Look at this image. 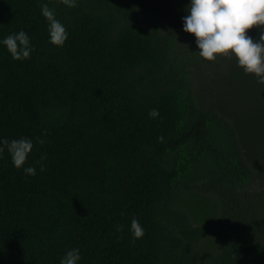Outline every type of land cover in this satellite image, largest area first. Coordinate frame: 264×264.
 <instances>
[{
	"label": "trees",
	"instance_id": "trees-1",
	"mask_svg": "<svg viewBox=\"0 0 264 264\" xmlns=\"http://www.w3.org/2000/svg\"><path fill=\"white\" fill-rule=\"evenodd\" d=\"M188 4L0 0V40L24 30L33 46L13 59L0 44V141L32 138L37 169L0 144V264H59L69 248L80 264H264V84L200 57Z\"/></svg>",
	"mask_w": 264,
	"mask_h": 264
},
{
	"label": "clouds",
	"instance_id": "clouds-1",
	"mask_svg": "<svg viewBox=\"0 0 264 264\" xmlns=\"http://www.w3.org/2000/svg\"><path fill=\"white\" fill-rule=\"evenodd\" d=\"M70 7H75L77 0H65ZM187 14L182 17L183 30L193 34L200 57L215 61L226 56L235 60L245 74L254 75L257 82L264 84V0H189ZM41 12L48 20L49 41L62 46L68 38L64 24L56 18L53 9L47 3H41ZM256 27L258 37H253L248 30ZM11 53L13 59H27L33 46L31 38L24 30L10 33L0 40ZM149 115H159L158 109H152ZM39 139V138H38ZM43 143V140H39ZM15 167L30 176L37 174L34 165H26L34 148V141L29 137L3 140ZM4 151L0 147V153ZM46 159L41 155L40 160ZM40 164V171L44 170ZM123 230V225H116V231ZM129 231L134 239L142 238L145 229L139 219L133 217ZM79 248H69L60 257L59 264H80Z\"/></svg>",
	"mask_w": 264,
	"mask_h": 264
}]
</instances>
